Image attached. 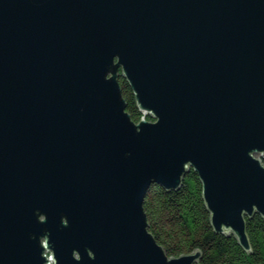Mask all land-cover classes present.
Returning a JSON list of instances; mask_svg holds the SVG:
<instances>
[{
    "label": "water",
    "instance_id": "obj_1",
    "mask_svg": "<svg viewBox=\"0 0 264 264\" xmlns=\"http://www.w3.org/2000/svg\"><path fill=\"white\" fill-rule=\"evenodd\" d=\"M191 169L214 230L251 250L264 0H0V264H200L144 209Z\"/></svg>",
    "mask_w": 264,
    "mask_h": 264
},
{
    "label": "trees",
    "instance_id": "obj_2",
    "mask_svg": "<svg viewBox=\"0 0 264 264\" xmlns=\"http://www.w3.org/2000/svg\"><path fill=\"white\" fill-rule=\"evenodd\" d=\"M127 110L139 121L136 98L126 78L119 79ZM144 209L149 229L169 256L200 250V264H264V217H246L251 250H245L232 233H218L211 223L198 173L191 169L178 190L153 185L146 193Z\"/></svg>",
    "mask_w": 264,
    "mask_h": 264
}]
</instances>
